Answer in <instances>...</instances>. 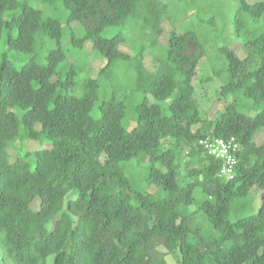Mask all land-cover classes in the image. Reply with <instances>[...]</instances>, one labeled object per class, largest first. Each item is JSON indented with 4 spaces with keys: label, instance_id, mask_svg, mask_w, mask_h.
<instances>
[{
    "label": "trees",
    "instance_id": "trees-1",
    "mask_svg": "<svg viewBox=\"0 0 264 264\" xmlns=\"http://www.w3.org/2000/svg\"><path fill=\"white\" fill-rule=\"evenodd\" d=\"M37 1L47 16L0 0V264H264V31L246 37L264 1L235 0L231 26L247 56L217 47L214 74L228 79L213 120L194 81L215 30L173 29L160 46L168 2ZM88 42L106 62L97 78L75 57ZM208 138L238 142L231 179ZM25 142L48 148L24 152Z\"/></svg>",
    "mask_w": 264,
    "mask_h": 264
},
{
    "label": "rangeland",
    "instance_id": "rangeland-1",
    "mask_svg": "<svg viewBox=\"0 0 264 264\" xmlns=\"http://www.w3.org/2000/svg\"><path fill=\"white\" fill-rule=\"evenodd\" d=\"M26 1V0H22ZM163 2H168L170 4L171 13L170 15L173 17V20L165 17L164 22L162 23L163 34L159 39V45L164 46L167 44L168 34L175 29L178 32H181L182 29L192 28L194 27V23H198L203 25L204 27L200 30L202 32H206L207 29L209 31H216L217 42L213 43V41L209 40L207 45L208 57L204 58L200 66L197 69V75L195 78V86L196 93L195 98L199 105V109L204 119L213 120L217 116V114L224 110L225 102L219 99L221 87L224 85L225 81L228 79V75L226 72H221L220 74H214V71H219L222 69L223 61L220 60V56L218 51L216 50L218 46L228 45L230 49H232L240 58H245L247 56V51L242 48L240 44L241 41L236 40L234 38V29L231 26V19L234 14V10L237 7V2L235 0H218L217 3L214 0H195L196 3H193V0H183V2H177L176 0H162ZM260 0H248L249 3H255ZM262 1V0H261ZM264 1V0H263ZM30 4L36 7H40L45 15L47 16V11L43 8L42 5L37 0H29ZM50 9V8H49ZM203 10L198 11L194 16L190 17V14L194 10ZM208 9V10H207ZM54 10V9H53ZM191 10V11H189ZM51 11V10H50ZM185 11V12H184ZM188 11V13H186ZM60 20L62 17L59 15H53ZM170 17V16H169ZM171 22L175 23V28L172 27ZM196 26V25H195ZM78 31L79 26L77 24H72L71 26L66 27V35L61 44L62 48L65 51L71 49V37L75 32L74 29ZM248 38H252L264 31V19L260 20L259 23H255L252 20H249L248 24ZM114 30L111 29L107 32V35H111ZM78 34V33H77ZM83 34L81 28L79 29V34ZM245 37V38H246ZM137 40V38H136ZM139 40V38H138ZM243 40V39H242ZM55 47L54 44L49 45V48ZM123 51L128 50L127 46H123ZM2 49V45L0 46V50ZM84 50L87 53V57H83L82 55H77V59L80 61L83 60L87 64V71L89 72V76L93 78H97L100 71L105 67L106 62L100 58H98L93 52V45L91 42H88L84 46ZM45 55L43 52L41 54V58L39 62L45 63ZM255 58L252 59V63L249 65V68L252 69L255 67ZM258 143L264 142V135L261 134L258 139ZM22 144L16 143L14 148L10 149V157L12 161H15L17 150L20 148ZM23 151L35 152L43 148H48V146H39V144L35 142H25L23 144ZM155 189H151L154 191ZM252 196L255 198V211L258 210L260 204V193L257 191L252 192ZM40 206V201L37 199L32 204L33 210H38ZM167 264H177V261L173 255L166 256Z\"/></svg>",
    "mask_w": 264,
    "mask_h": 264
},
{
    "label": "built area",
    "instance_id": "built-area-1",
    "mask_svg": "<svg viewBox=\"0 0 264 264\" xmlns=\"http://www.w3.org/2000/svg\"><path fill=\"white\" fill-rule=\"evenodd\" d=\"M205 146L208 155L215 159L221 160L223 168L220 172V177L231 179L233 177L235 167L237 165V153L239 144L235 139H206L202 142Z\"/></svg>",
    "mask_w": 264,
    "mask_h": 264
}]
</instances>
